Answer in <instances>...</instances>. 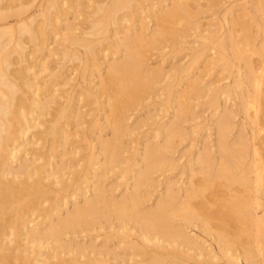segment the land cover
Instances as JSON below:
<instances>
[{
    "label": "rangeland",
    "instance_id": "obj_1",
    "mask_svg": "<svg viewBox=\"0 0 264 264\" xmlns=\"http://www.w3.org/2000/svg\"><path fill=\"white\" fill-rule=\"evenodd\" d=\"M10 1L17 8L3 14L10 15L17 12L21 4L24 6L21 22L14 17L0 22V31L12 30L6 38L15 37L14 30L32 20L38 30L46 29L47 35L49 33L41 37L45 44L38 47L36 53L32 48L40 42L29 36L23 38L24 45H10L16 51L24 50L22 67L30 69L25 84L31 87L24 86L25 94L41 90V102L48 103L44 113L49 114L39 118L43 128L50 125L45 122L60 109L69 110L65 117L58 119V126L64 130L62 140L54 145L50 158L53 166L42 177L63 175L58 181L70 183L74 176L89 175L85 177L87 180L78 198L81 205L82 197H93L92 188L96 185L104 188L106 198L119 201L131 193L137 179V176L131 180L125 176L130 169L137 167L139 172L143 171L146 152L168 147L170 149L162 153V163L149 172V184L142 188L145 208H152L167 192H172L181 203L187 191L198 190L200 198L194 202L199 205L193 208L201 212L199 218L192 217L191 225L189 220L185 224L182 219L184 222H179V226L181 218L171 216L177 220L173 226L185 229L202 246L200 259L207 260L210 254L216 257L212 264H228V258L237 264H264V221L258 225L254 223L257 216L264 220V0H121L120 11L110 18L98 9L105 10L111 0H57L56 10L51 11H48L51 0H0V8H5ZM47 12L54 13L51 24L44 21ZM87 48L93 52L94 65L83 80V70L92 60ZM64 51H68L66 58L61 56ZM127 54L141 56L144 67L139 70L138 80L149 84V89L140 94V100L133 102V106L124 110L117 151L119 161L106 166L101 144L114 137L112 127L116 112L112 101L123 106L132 86L122 89L114 84L109 92L103 90L102 82L109 77L110 66L121 64ZM12 59H17V55L13 54ZM124 75L121 76L129 79V74ZM225 115L229 118V131L224 148L248 152L242 153L246 156L245 161L241 160L244 164L236 160L239 156L236 152L233 154L235 160L228 157L227 151L220 146L222 142H218L217 125ZM172 123H178L177 136L172 142H165L166 131ZM43 128L34 127L19 137L14 146L16 159L10 165L14 171L21 166L34 169L43 164L36 162L37 156L33 154L47 150L36 141ZM225 161L234 166L230 165L234 169L230 170L232 174L225 173L216 180L213 177L214 181L212 175L219 173ZM248 164L254 165L251 172L247 171L250 168L246 169ZM208 166L213 167L212 172L210 169L213 181L208 178L210 172L205 171L209 170ZM205 173L209 176L205 177ZM60 189V185L53 187L48 196L51 202L42 205L44 210L54 204L55 197L67 196L70 192L60 194ZM257 192L263 193L262 199ZM239 202L252 206L246 210L247 207ZM239 204L240 208L245 207L243 211L251 214V219H255L253 224L249 214L237 208ZM71 208L68 202L63 203L61 217ZM238 213H244L250 221L242 214L244 219L239 217ZM36 216L33 217L35 224L40 221ZM240 218L243 220L238 221ZM131 222L129 227L133 229L134 222ZM35 224L29 225V229ZM104 235V231L98 230L85 232L78 240L66 235L62 241L71 239L70 242L75 240L80 246L92 245L97 252L105 246ZM120 237L126 239L123 241L126 245L131 243L126 235ZM110 244L117 242L106 243L107 251L112 253L106 258L112 262L125 255L126 260L130 258L131 250L127 246ZM21 246H25L22 250L27 248L28 252L21 254L23 257L27 254L28 264H75L71 253L59 256L50 241L42 249L37 248L36 243L32 249L26 241ZM36 252H44L45 258ZM89 252L90 249L85 254ZM195 252L191 250L188 254L196 256ZM19 253L13 254L22 256ZM47 254L53 258H46Z\"/></svg>",
    "mask_w": 264,
    "mask_h": 264
},
{
    "label": "bare ground",
    "instance_id": "obj_2",
    "mask_svg": "<svg viewBox=\"0 0 264 264\" xmlns=\"http://www.w3.org/2000/svg\"><path fill=\"white\" fill-rule=\"evenodd\" d=\"M120 3L121 0H111L110 4L106 6L105 10L98 9V12H106L109 18L113 17L120 11ZM57 5V0H51V5L48 6V11L54 9L56 10ZM23 6L24 5L21 4L17 12H12L10 15L6 13L3 14L6 11H14L17 8L14 6V2H7L5 8H0V22L4 23L8 18L13 17L17 19V21L21 22ZM43 17H45V23L51 24L52 22H54V13L51 14L50 12H47ZM34 22L35 20L27 23L25 22L20 25L19 28H16L15 30L13 29L14 32H16L15 37L13 36L6 38L12 33L11 29L0 31V264H12L14 261H17V263L20 262L21 264H28L25 261V257L27 256V254H25L26 256L24 255V257L22 255L24 254V251H27V248H24L25 250L21 249V247H25L21 246L23 241H26L27 246L31 244L32 249L35 243L37 245V248L40 247L42 249L44 247L43 245H45L46 242L50 241L53 249L58 251L57 254L59 256H62V254H72V256L76 259L73 260V263L75 264H190L186 263V260L190 261L191 263L193 262L194 264H212L216 257L209 254L207 260H201L200 258L203 257L202 246H200L199 243H196L194 237L190 236L189 233L185 231V229H180V227L177 228L176 226H173V223H175V221L177 220H173L171 216L172 214L173 217L176 216V218L174 217L175 219L181 218L178 220V225L179 222L183 221L182 219H184L185 221L189 220L188 223H190L189 225H191L192 217L199 218L200 215L198 216V214H200L201 212L198 213L199 210L194 209L198 204L197 202V204H195L194 201H196L197 198H200L198 195V190L191 189L187 191L185 193V199L181 203L177 200L178 198H176L172 192H167L163 200H160L156 205L148 210L145 208L146 199L145 196L142 195V188L149 184V172H151L152 167L154 168L162 163V153L169 150L170 148L161 147L149 150L145 153L144 162L146 168L143 171L139 172V170H137V167H133L132 171L130 169L129 174L127 171L128 175L125 176L128 179L131 180L133 176H137V179L131 187V193L126 197H123L119 201L106 198L104 196V188L100 185H96L92 188L93 197L91 199L82 197L81 202H83V204L81 205L78 198L81 196L80 192L82 191L84 183L86 182L84 180H87L85 177H88L89 175H85L81 178L74 176L73 179L70 180V183H60L58 181V179H60V177H62L63 175L57 177L56 174H53L52 178L51 176H49L47 179L42 177V175L44 173H48L50 168L53 166V164L50 163V158L52 156L51 153L53 152L54 145L62 140L61 135L63 134L64 130L61 126H58V119L65 117L68 114L69 110L67 108L60 109L57 112V115L50 116L49 122H45L50 125L43 128V123L39 121V118H43L44 116L49 114L44 113L46 111L48 103L41 102L39 98V93L41 92V90L38 92H34L33 94L28 96L25 94L24 86L28 87V83L25 84L26 73H28L30 69L22 67V63L24 60V50L22 49V51H16L15 48L12 49L10 45H24L25 43L23 38L25 36H29V38H32L34 41L38 40L40 42L37 45L33 46V53H36L38 51V47L44 46L45 43L42 38L49 36V33L47 35L46 29L41 28L38 30ZM97 25H100V23H98ZM52 27L55 28V25H52ZM46 47H44L43 49H46ZM86 51L92 58V60L88 62L83 70V80H85L87 75L90 73V67L94 65L92 50L87 48ZM13 54L17 55V59H12ZM67 55L68 51H64L61 54L63 58H66ZM132 55L135 54H127L121 64L111 65L109 68V77L107 78V80L102 82L103 90H107L109 92H111V88L114 84H117V86H120L122 89L128 86H132L129 97L124 101L123 106H117L112 101L114 110L116 112L112 127L114 131V137L111 141L103 142L101 144V152L105 155L106 166H108V164H113L119 161L117 151L120 144L119 131L121 128L124 110L133 106V102L140 100V94L142 92H146L149 89V84L141 83L140 80H138L140 73L139 70L141 71V69L144 67V62L143 60L142 62L140 61V59L142 58L141 56H137L138 54L135 56ZM15 65L19 66L13 69ZM124 74H129V79H127V77L123 78L124 76H126ZM119 76H121L123 79H121V77L119 78ZM182 111L183 110H181V112ZM179 116H177V122L180 121L178 119ZM34 127L43 128L40 134V139H37L36 141H38L42 146L47 147V150L44 152L41 149L36 153L33 152V154L37 156L36 162L42 161L43 164L35 166L34 169L21 166L19 169L14 171V169H12V167L10 166L11 162L16 159L17 150L14 146L16 143H18L17 141L20 136L23 137L27 133V131L31 130ZM177 127L178 123H172L170 125L169 129L166 131L165 142H172V140L177 136ZM217 130L219 134L218 142H222V144L220 143V146H223L224 148L226 144L225 141L227 132L229 131L228 115H225L220 120L217 125ZM84 142H86V139L84 140ZM223 142H225V144H223ZM46 143L47 145H44ZM31 144L37 145V142H32ZM221 148L222 147H220L219 150H222ZM226 148H224L223 150H226ZM229 149L228 151L226 150L228 153V157L230 156V158L234 159L233 154L235 155L237 153L239 156H236V160H240V162L245 161L243 160L246 159V156L244 155H246L245 153L248 154V152H245V150L233 151L232 149ZM229 151L231 153H229ZM242 153H244V155ZM252 161L254 162V160ZM225 162L224 164H222V167L220 166L221 169L219 168L220 174L217 173L219 175H212V179L213 177H216V180L218 176L220 177L221 175L222 177L225 175V173H228L229 175L230 170H232L233 172L234 169H232V167L234 168V166L231 165L232 163L230 164L232 166L231 167L229 164H227V161ZM95 163L96 162H94V164ZM250 164L252 165L253 163L250 162ZM237 165L238 164L236 163V166ZM251 165H247L246 169L250 168V170L247 171L251 172V168H253L254 166ZM212 166L211 168H213ZM211 168H209V170H207L206 168L205 171L210 172ZM211 172L207 173L210 175V177H208L210 179ZM232 172L230 173L232 174ZM204 175L205 177L209 176L206 175V173ZM45 181H48V184H46ZM55 185H60V194L69 192V190L70 192L67 196H61L60 198L55 197L54 204H51L49 209L44 210L42 208V205L47 201L51 202V198H49L48 196L52 192V189ZM262 194L263 193H258L257 196H261L260 198L262 199ZM44 199L46 201H42ZM67 202L68 204L72 205V208L67 211L66 216L62 218L60 215V210L61 208H63V203L66 204ZM252 203L253 201L251 202V204ZM241 204H244V202ZM247 205L245 206L244 204V206L247 207L246 210L248 209V207L252 206ZM143 206L144 208H142ZM238 206L239 207L237 208H240L241 205L239 204ZM244 206L240 209L245 210ZM243 212L247 213L245 211ZM36 213H38L39 216H36ZM244 213H238V216L240 217V214H242L243 216ZM248 214V218H250L251 214L247 213L246 215ZM34 216H36V218H40V221L36 224V221L33 220ZM242 216L241 218H243ZM241 218L238 219V221H242L244 219L243 218L241 220ZM261 218L262 217L258 219L257 216L256 220L254 219L256 222H254L253 219H251L253 221H250V219L248 220L247 218L246 219L247 221L252 222V224L254 222L257 223L256 225H258V222L264 221L262 220L263 218ZM114 221L116 222L114 223ZM131 221L134 222V226H132L133 229L129 227L131 226ZM107 222L110 223L107 224ZM33 223L36 226L29 229V225ZM184 223L186 224L187 221ZM40 227H42L43 229H40ZM136 228H138L139 230H137ZM98 230H102L105 232V246H102V249L99 251L97 250V252L96 250H93L95 249V247H92V245L89 247H85L83 245L80 246L78 245V242H75V240L70 242L69 240L71 239L67 240V242L65 243L64 241H62V238L66 235H73L78 240L81 237V234ZM108 232L110 233L108 234ZM131 233L133 234V238L131 237ZM125 235L127 239H130L129 241L131 242L127 245L126 243H124L126 242L124 241L126 239H124V237H120ZM110 239H112V241H110ZM11 242L14 243V247H12L13 243L12 245H8ZM114 242H117V244H110V246L120 247V245H123L125 247L127 246L129 250H131L130 258L128 260H126V255L120 260L114 258V262L106 258L112 254L109 250L107 251L108 247L106 243ZM8 246H11L12 248H8ZM19 248L21 250H19ZM104 248H106L105 251L101 252L102 250H104ZM89 249L90 252L88 254H85L86 250ZM28 250L30 252L29 247ZM191 250L194 252L197 251V253L195 252L196 256H191L190 254H188ZM15 251H17L18 253L20 252L19 254L22 253V256L19 257L17 255V258L15 254H13L15 253ZM106 251L109 253H107ZM198 251L200 253H198ZM105 252L106 254H104ZM30 253L28 257L31 255ZM39 253L40 254H37L40 255L39 257H41L44 252ZM12 254L15 259H12ZM91 255H93V257ZM46 258H53V256L50 255V257H48L47 254ZM81 259H83V261ZM228 260V264H237L234 259L228 258ZM36 262L39 261L36 260ZM61 264H64V262H62Z\"/></svg>",
    "mask_w": 264,
    "mask_h": 264
}]
</instances>
